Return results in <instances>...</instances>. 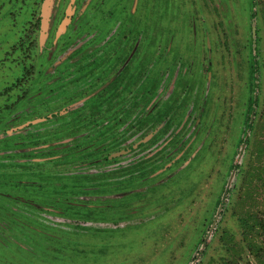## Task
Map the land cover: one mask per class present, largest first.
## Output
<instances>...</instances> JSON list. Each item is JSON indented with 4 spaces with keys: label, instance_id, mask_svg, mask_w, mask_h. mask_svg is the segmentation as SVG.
<instances>
[{
    "label": "rangeland",
    "instance_id": "374dc122",
    "mask_svg": "<svg viewBox=\"0 0 264 264\" xmlns=\"http://www.w3.org/2000/svg\"><path fill=\"white\" fill-rule=\"evenodd\" d=\"M47 1L0 0V264H264V0Z\"/></svg>",
    "mask_w": 264,
    "mask_h": 264
},
{
    "label": "flooded vegetation",
    "instance_id": "af4514ba",
    "mask_svg": "<svg viewBox=\"0 0 264 264\" xmlns=\"http://www.w3.org/2000/svg\"><path fill=\"white\" fill-rule=\"evenodd\" d=\"M47 8H48V6L51 4V0H49V1H47ZM68 7H70V6H68ZM50 12L51 11H48V9H47V11H46V13H48V15L50 16ZM49 20V19H48ZM68 20L67 19H64V21L62 22V26H63V28H64V26L66 25V22H67ZM49 25H50V22H47V26H46V28L48 29V27H49ZM59 28H61V27H59ZM46 29V30H47ZM59 32V31H58ZM45 36V35H44ZM121 104V103H120ZM120 104H119V106H120ZM148 135H150L151 137L154 135V133H148L147 135H144L139 141H137L133 146L134 147H136V146H139L140 144H143L144 142H146L148 139H149V136ZM147 139V140H146ZM131 148H132V146H131ZM131 148H129V147H122L121 149H119V150H117L116 152H114V153H109V155H107L106 156V159L107 160H109V159H112V160H116L115 158H121V156H123V155H125L126 153H127V151L128 150H130Z\"/></svg>",
    "mask_w": 264,
    "mask_h": 264
},
{
    "label": "water",
    "instance_id": "95a60500",
    "mask_svg": "<svg viewBox=\"0 0 264 264\" xmlns=\"http://www.w3.org/2000/svg\"><path fill=\"white\" fill-rule=\"evenodd\" d=\"M43 27H46V24H45V22H44V24H43Z\"/></svg>",
    "mask_w": 264,
    "mask_h": 264
},
{
    "label": "trees",
    "instance_id": "16d2710c",
    "mask_svg": "<svg viewBox=\"0 0 264 264\" xmlns=\"http://www.w3.org/2000/svg\"><path fill=\"white\" fill-rule=\"evenodd\" d=\"M253 74H254V71H253ZM254 75H252V78H253ZM251 102V101H250Z\"/></svg>",
    "mask_w": 264,
    "mask_h": 264
}]
</instances>
